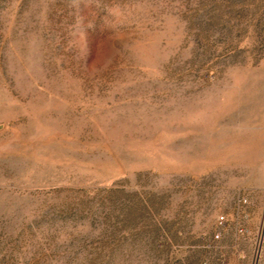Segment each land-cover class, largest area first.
Listing matches in <instances>:
<instances>
[{
	"label": "rangeland",
	"instance_id": "374dc122",
	"mask_svg": "<svg viewBox=\"0 0 264 264\" xmlns=\"http://www.w3.org/2000/svg\"><path fill=\"white\" fill-rule=\"evenodd\" d=\"M0 264H264V0H0Z\"/></svg>",
	"mask_w": 264,
	"mask_h": 264
},
{
	"label": "built area",
	"instance_id": "2783aa9c",
	"mask_svg": "<svg viewBox=\"0 0 264 264\" xmlns=\"http://www.w3.org/2000/svg\"><path fill=\"white\" fill-rule=\"evenodd\" d=\"M224 220V217L222 216L221 218H220V221H223Z\"/></svg>",
	"mask_w": 264,
	"mask_h": 264
}]
</instances>
